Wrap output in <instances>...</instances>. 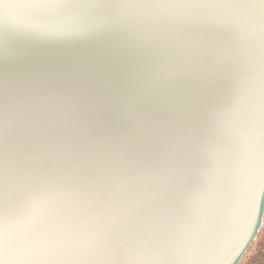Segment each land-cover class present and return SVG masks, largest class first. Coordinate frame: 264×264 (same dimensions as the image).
<instances>
[{
    "label": "bare ground",
    "instance_id": "6f19581e",
    "mask_svg": "<svg viewBox=\"0 0 264 264\" xmlns=\"http://www.w3.org/2000/svg\"><path fill=\"white\" fill-rule=\"evenodd\" d=\"M263 182L264 0H0V264H238Z\"/></svg>",
    "mask_w": 264,
    "mask_h": 264
},
{
    "label": "rangeland",
    "instance_id": "374dc122",
    "mask_svg": "<svg viewBox=\"0 0 264 264\" xmlns=\"http://www.w3.org/2000/svg\"><path fill=\"white\" fill-rule=\"evenodd\" d=\"M238 264H264V222L255 240Z\"/></svg>",
    "mask_w": 264,
    "mask_h": 264
},
{
    "label": "water",
    "instance_id": "95a60500",
    "mask_svg": "<svg viewBox=\"0 0 264 264\" xmlns=\"http://www.w3.org/2000/svg\"><path fill=\"white\" fill-rule=\"evenodd\" d=\"M263 185H264V182H263Z\"/></svg>",
    "mask_w": 264,
    "mask_h": 264
}]
</instances>
